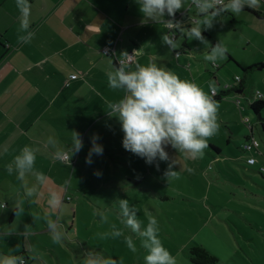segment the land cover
<instances>
[{"label":"rangeland","instance_id":"rangeland-1","mask_svg":"<svg viewBox=\"0 0 264 264\" xmlns=\"http://www.w3.org/2000/svg\"><path fill=\"white\" fill-rule=\"evenodd\" d=\"M260 6L262 10H256L264 13V3L255 8ZM176 13L185 27L196 26L201 19L188 6ZM231 16L224 13L211 28L202 26V36L210 45L184 39L177 49L170 51L160 38L146 42V47L133 46L128 51L134 58L132 65L135 54L142 51L147 57L144 64L157 63L181 79L198 84L209 95L211 90L217 94L230 91L217 103L219 130L208 140L203 158L187 157L169 145L165 149L169 160L160 161L159 168L150 166L122 147L120 124L105 113L101 127L91 129L82 150L73 153L69 162L56 160L69 169L61 194L63 206L51 212L49 218L57 223L64 238L60 244L53 243L48 227L47 233H26L27 242L32 244L29 264H82L89 251L111 257L118 264H143L144 249L139 238L121 224L117 199H127L134 206L142 225L147 224L150 216L157 219L160 238L177 264H193L190 248L195 246L216 256L215 264H264V136L249 107L256 98H264V69H242L264 64V19L246 10ZM164 32L167 29L163 25ZM141 39L147 41L148 34L141 33ZM218 42L228 48L227 58L211 65L205 57L210 54L211 45ZM240 79L245 81L241 90ZM261 115L264 117V109ZM94 134L99 135L97 142L103 145L104 152L102 156H93L89 165L85 157ZM246 136L260 146L242 150ZM249 158L255 162L250 164ZM173 161L176 163L172 170L177 174L168 179L165 173ZM97 170L102 173L99 177L94 174ZM97 208L106 210L108 224H102L93 215ZM37 209L49 214V209L41 205ZM21 215L22 226L28 229L27 216ZM36 217L38 224L33 229L40 231L45 227L40 220L43 216ZM110 224L121 229L123 235L99 239L97 233L109 231ZM127 237L134 240L135 252L124 243ZM3 241L0 239V249Z\"/></svg>","mask_w":264,"mask_h":264},{"label":"crops","instance_id":"crops-1","mask_svg":"<svg viewBox=\"0 0 264 264\" xmlns=\"http://www.w3.org/2000/svg\"><path fill=\"white\" fill-rule=\"evenodd\" d=\"M22 6L30 12L34 32L29 43L19 40ZM178 14L166 19L178 21ZM142 20L134 0H0V255L25 257L29 264L32 244L25 234L47 233L49 214L37 208H47L48 188L64 192L69 169L56 162L61 159L47 138L55 136L67 148L74 131L85 145L91 129L101 127L108 105L123 95L108 87L107 73L131 47H146L162 36L163 24ZM141 33L148 34L147 41ZM105 47L113 50L104 54ZM135 56L133 63H146L142 51ZM25 146L37 149L35 169L48 178L43 195L24 206L28 229L14 209L22 182L7 172ZM34 182L29 174L23 183ZM39 215L45 227L34 231Z\"/></svg>","mask_w":264,"mask_h":264},{"label":"clouds","instance_id":"clouds-1","mask_svg":"<svg viewBox=\"0 0 264 264\" xmlns=\"http://www.w3.org/2000/svg\"><path fill=\"white\" fill-rule=\"evenodd\" d=\"M142 14V23L149 20L163 24L167 32L162 33L163 44L169 50H175L184 39L198 40L203 45H210L202 36V26L211 28L213 22L223 16L225 12L234 16L241 14L246 8H255L264 0H226L219 4L218 0H134ZM192 7L195 14L200 17L196 26L185 27L179 21L166 19L174 18L178 10ZM21 23L19 36L23 43H29L34 36L30 30L28 17L30 12L24 6L20 8ZM179 33V35H178ZM228 48L217 43L210 47V54L205 60L211 65L227 58ZM132 57L133 55H128ZM130 60H119V67L107 73L108 87L123 93L115 103L108 105L106 111L109 116L115 117L123 133L122 147L132 154L143 158L145 163L159 168L160 161H168L169 153L165 150L171 146L178 153H183L193 159L203 158L205 150L209 147L208 140L215 136L219 130L218 104L204 89L193 81L181 79L167 68L157 63L141 65L135 64L130 68ZM99 135L91 137V147L85 157V163L91 165L93 156H102L103 145L98 143ZM47 144L54 154L69 162L73 153L83 148L80 134L72 132L71 144L67 148L60 146L55 136L47 138ZM70 152V155L67 153ZM37 149L25 146L17 154L13 162L7 167L10 175H15L22 182L23 195L16 200V215L24 212L26 203H34L35 199L43 195L41 188L47 185L48 178L43 172L36 171ZM173 161L169 164L165 175L168 179L176 176L172 170ZM29 174L34 176L35 182L23 183ZM98 177L102 173H94ZM46 206L49 215L62 208L63 200L59 190L48 188ZM116 206L121 224L139 238L140 247L144 249L143 264H177L176 258L165 247L159 235V225L155 217H149L147 224L137 219L134 206L127 199H117ZM93 215L98 217L102 224L109 223V216L105 209H94ZM47 226L51 233L53 243L60 244L64 233L57 223L46 217ZM110 230L97 233L103 239H117L123 235L121 229L110 224ZM127 247L135 252L136 244L131 237L124 240ZM0 264H23V258L15 256L0 257ZM82 264H118L116 260L101 253L89 251L85 254ZM122 264V261L120 262Z\"/></svg>","mask_w":264,"mask_h":264},{"label":"trees","instance_id":"trees-1","mask_svg":"<svg viewBox=\"0 0 264 264\" xmlns=\"http://www.w3.org/2000/svg\"><path fill=\"white\" fill-rule=\"evenodd\" d=\"M245 10L248 11V12H250V13H252L255 17H257L259 19H264V13L263 12H260V11H258L256 9H254V8H246ZM225 13H227V12H225ZM227 14H229L231 16L230 13H227ZM232 18L233 17L231 16V19ZM228 58H230V57H228ZM114 65H115L114 67H119L117 65V63H115ZM255 68H257V69H264V64H262V63L254 64V65L248 66L246 68H242V69L244 71H252ZM236 80H238V77H236ZM239 81H240L239 90H241V89H243L245 87V85L243 84L245 81H244V79H240ZM234 90H236V89H234ZM229 92L222 91L221 93L216 94L215 96H213L212 99L216 103H218L225 96H227L229 94ZM249 107L253 111V113L256 115V117H257V125H258L257 127L260 130L261 134L264 136V117L261 115V111L264 109V98L263 97L256 98L254 101H252L249 104ZM251 139H252L251 136H246L247 142L245 143V146L249 142L247 145H250L251 148L250 149H246L245 146H243L241 148L242 150L251 151V150H254L255 148H258L260 146L259 143L256 140H254V141H256L258 143V145L257 146L253 145V141H251ZM211 147L214 150H217L218 151V149L215 148L214 146L211 145ZM75 162H76V160H75ZM190 254H191L190 261L193 264H215L217 262V260H218L216 256H214L213 254H211L208 250H206L202 246H195V247L190 248ZM22 258L25 261L24 264H27V259L25 257H22Z\"/></svg>","mask_w":264,"mask_h":264},{"label":"built area","instance_id":"built-area-1","mask_svg":"<svg viewBox=\"0 0 264 264\" xmlns=\"http://www.w3.org/2000/svg\"><path fill=\"white\" fill-rule=\"evenodd\" d=\"M218 3L219 4H223L224 2H223V0H218ZM178 17H180V14H178L177 15ZM110 50H113V49H110V48H103V53L104 54H108L109 52H110ZM130 55V54H129ZM125 60H130V61H132L133 60V58L132 57H126V59ZM217 93H216V91L215 90H211V92H210V95L213 97V96H215ZM253 145H255V146H257L258 145V143L256 142V141H253ZM245 148L246 149H250L251 148V146L250 145H246L245 146ZM64 160H67L66 158L64 159ZM248 162L251 164V163H254L255 162V159L254 158H250V159H248ZM22 258V257H21ZM25 263V261H24V259H23V264Z\"/></svg>","mask_w":264,"mask_h":264}]
</instances>
